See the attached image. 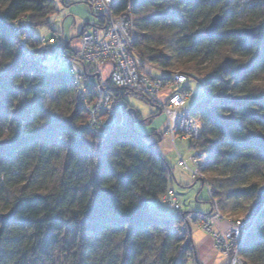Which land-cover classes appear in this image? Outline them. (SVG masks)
Returning a JSON list of instances; mask_svg holds the SVG:
<instances>
[{
	"label": "trees",
	"instance_id": "obj_1",
	"mask_svg": "<svg viewBox=\"0 0 264 264\" xmlns=\"http://www.w3.org/2000/svg\"><path fill=\"white\" fill-rule=\"evenodd\" d=\"M128 4L118 1L117 12ZM131 6L140 58L204 79L208 102L192 110L203 125L197 170L223 216H255L239 255L264 264V207L254 214L264 187V0ZM56 12L55 0H0V212L11 213L0 264H188L191 250L182 254L174 233L178 216L151 208L171 190L172 170L135 128L140 115L127 104L133 94L111 89L130 110L132 128L100 149L95 138L80 135L86 115L75 109L71 75L38 66L19 50L13 25L25 20L34 33L50 27ZM217 14L222 26L208 36ZM248 26L255 36L243 32ZM228 55L234 58L224 60Z\"/></svg>",
	"mask_w": 264,
	"mask_h": 264
},
{
	"label": "built area",
	"instance_id": "obj_2",
	"mask_svg": "<svg viewBox=\"0 0 264 264\" xmlns=\"http://www.w3.org/2000/svg\"><path fill=\"white\" fill-rule=\"evenodd\" d=\"M120 0H88L93 14L102 17L103 26H90L83 30L78 39V49L58 47L55 37L43 39L37 37L25 20L15 23L13 30L19 50L23 57L38 66L46 67L47 62H55L56 69L63 67L71 75L75 89V108L86 115V121L80 126V135H89L99 142L100 149L105 141L113 138L119 131L132 128L131 113L126 103L112 93L111 89L127 90L156 106L166 117L165 134L172 139L180 138L199 142L202 139V122L191 111L183 109L191 95L185 85L188 76L178 72L162 71L159 77H148L147 64L134 50V22L132 6L117 12ZM111 65L106 75L103 68ZM96 79V81H94ZM203 102H208L206 90ZM167 94V95H166ZM199 154L193 148L191 161L195 170L187 162L180 160V165L194 177L205 175L198 172ZM211 199L210 214L187 213L180 210L178 199L172 190L161 198V203L176 213L180 225L175 234L181 241L180 252L183 254L193 249L191 229L199 228L210 235L215 249L225 258L227 264H246L239 255V247L254 221L253 214L240 220H231L223 216L218 202L210 187L206 184ZM217 222H227V231L216 229ZM196 259L193 260L194 264Z\"/></svg>",
	"mask_w": 264,
	"mask_h": 264
},
{
	"label": "crops",
	"instance_id": "obj_3",
	"mask_svg": "<svg viewBox=\"0 0 264 264\" xmlns=\"http://www.w3.org/2000/svg\"><path fill=\"white\" fill-rule=\"evenodd\" d=\"M64 4L66 6H70L73 3L72 1L68 2L64 0ZM86 4L90 7V5L88 4V0H86ZM98 24H99V20L96 24L86 25L82 29V31L78 34V36L75 39H72L70 41H66L65 39H60L58 36H56V32H54L53 34L47 37H40L35 32L34 34L37 37L43 38V39H49V38L55 37L58 40V47L63 48V49L71 48L75 50V49H78L79 47L78 38L83 32V30L86 27L97 26ZM110 69H111V65H106L103 68V71L106 70L104 72L107 75ZM162 71L163 70L158 69L153 66H149L146 69L147 73H150L154 75L155 77H159ZM192 78L197 81L196 78L194 77ZM187 82H188V79L185 85L188 89H190L191 95L189 99L186 101V103L184 104L183 109L186 111L192 112L193 108L198 104V102L194 103L193 105H187L193 95V91L191 90L192 86L190 83L187 84ZM130 98L133 99L135 97L133 95L127 96V100H128L127 104L131 107V109L135 110L140 115V120L138 123L135 124V128L146 136L144 140L146 144L154 145V149L158 151L165 158L166 162L168 163V165L170 166L172 170V182L170 184L171 190L175 194L176 191L180 190L177 187H183V188L191 187L190 185L192 184V181L188 182L189 178L192 177L195 180L197 178H195L188 170H186L183 166L180 165V160L181 159L185 160L187 164L190 166V168L194 169L195 166L193 165L191 161V157L193 153L192 141L182 140L180 138L172 139L170 136L166 135L165 134L166 117L161 112L157 114L158 109L156 107H154L153 112H151L147 117H144V115L138 109H135V107L131 105L130 100L132 99ZM202 102H203V99H201L200 103ZM154 115L155 117L151 118ZM196 181H200V180H196ZM201 185H202L201 186L202 192L197 194L196 199L201 202H208L210 204L208 190L203 186L202 181H201ZM176 198L178 199L177 196ZM157 202L158 203H156V205L151 207L154 212L161 214V215H172V216L175 215V213L169 210L164 204H162L160 200H157ZM178 202H179V199H178ZM179 205H180V202H179ZM180 208H181V211L183 212L181 205H180ZM211 211H212V206L210 204V209L205 214H210ZM191 212L201 213V212H196V211H188V212H183V213H191ZM229 228H230V225L227 222H217L216 224V229H218L219 231H227ZM192 243L195 248L196 257H197L199 264H227L225 258L215 249L213 238L207 233H205L203 230L197 229V228L192 230ZM188 264H194V263L193 261H189Z\"/></svg>",
	"mask_w": 264,
	"mask_h": 264
},
{
	"label": "rangeland",
	"instance_id": "obj_4",
	"mask_svg": "<svg viewBox=\"0 0 264 264\" xmlns=\"http://www.w3.org/2000/svg\"><path fill=\"white\" fill-rule=\"evenodd\" d=\"M66 1H68V2L72 1L73 4L70 6H66L64 4V0H55L57 12L52 14L49 17V22H50L51 26L35 29L34 32L37 35H39L40 37H47V36H50L51 34H53L54 32H56V36H58L60 39H65L66 41H70L72 39H75L86 25L96 24L98 22V20H99L98 17H96L93 14L91 8L86 4V0H66ZM246 28L251 29L252 27L248 26ZM229 58H234V56H232V55L225 56L224 60L229 59ZM45 66H47L48 70H51V71L56 69L55 62H47ZM149 66H151V65L147 64V66H145L146 68L144 70L143 69H140V70H141V72L144 71L148 77L154 78L155 77L154 75L146 72V69ZM58 69L66 71V69H64L63 67H60ZM104 71H106V70H104ZM163 71H165V70H163ZM168 72H178V73L186 74L188 76L187 84H189V83L191 84V86H192L191 90L193 91V95H192V97L189 100L187 105H193L196 102H198V104H199L201 102V99H203L205 97V93H204L205 82H204L203 78L199 79V78H196L194 76H190L187 73H184L182 71L175 70V69L168 71ZM192 77L196 78L197 81L194 80ZM94 81H96V79ZM133 96L135 98H133V99L130 98V99H132V100H130L131 105L133 107H135V109H138L144 115V117H147L151 112H153V109L156 106L151 104L148 100L141 98L140 96H135V95H133ZM192 143H193L192 147L194 146L193 148H195V146H196L195 144L197 142H192ZM193 170H195V167ZM206 177L207 176L205 175V179H206ZM191 178H189V181H188V182L192 181V184L190 185L191 187H189V188L177 187L180 190L176 191L175 194L179 199V202H180V205L183 209V212L196 211V212H201V214H205L210 209V204H211L210 196H209L210 204L208 202H201V201L197 200L196 198H197V194L202 192L201 181L203 183V186L206 189H207L206 184H208L209 187H210V184L207 181L203 182L202 178H199V177H197V179L200 181H196L197 179L195 180V179H193V178L191 179ZM150 203H151V207H153L158 202H157V200H152ZM168 212H170V211H168ZM1 214L2 213L0 212V215ZM245 217H247V216L242 215V216H235V217L228 218V219L236 221V220L243 219ZM193 229H195V228H193ZM193 229H191V238H192V230ZM197 229H199V228H197ZM194 259H196V261H197L196 263H199L197 260V257H196V251H194V252L191 251L188 261H193Z\"/></svg>",
	"mask_w": 264,
	"mask_h": 264
},
{
	"label": "water",
	"instance_id": "obj_5",
	"mask_svg": "<svg viewBox=\"0 0 264 264\" xmlns=\"http://www.w3.org/2000/svg\"><path fill=\"white\" fill-rule=\"evenodd\" d=\"M222 23H223V16L220 14L215 15L206 29V34H208V36H213L214 34H216L220 30ZM243 32L248 36H255V29L245 28ZM258 195H259V201L255 205V210H254L255 215L259 214L264 207V187L260 189ZM10 218H11V213H4L0 215V241L4 227L8 223Z\"/></svg>",
	"mask_w": 264,
	"mask_h": 264
},
{
	"label": "snow or ice",
	"instance_id": "obj_6",
	"mask_svg": "<svg viewBox=\"0 0 264 264\" xmlns=\"http://www.w3.org/2000/svg\"><path fill=\"white\" fill-rule=\"evenodd\" d=\"M16 103H19V101H16Z\"/></svg>",
	"mask_w": 264,
	"mask_h": 264
}]
</instances>
